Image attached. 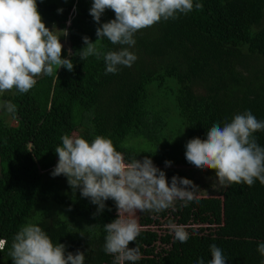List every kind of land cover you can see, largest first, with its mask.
<instances>
[{
	"label": "trees",
	"instance_id": "1",
	"mask_svg": "<svg viewBox=\"0 0 264 264\" xmlns=\"http://www.w3.org/2000/svg\"><path fill=\"white\" fill-rule=\"evenodd\" d=\"M92 2L37 0L45 25L67 29L74 55L67 56L64 47L62 58L72 59L74 69L37 77L25 94L15 89L0 93V103L17 106L14 115L0 108V240L7 241L0 264H13L8 255L12 239L26 223L41 227L54 244L66 245V253L84 252L85 264H114V257L103 251V226L117 218L114 201H106L103 213L94 218L96 205L79 190L73 193L65 176H51L62 135L76 134L89 142L98 135L110 138L126 161L149 156L168 173L167 179L175 173L195 184L196 173L215 172L186 161L190 139H206L213 124L223 126L247 111L264 120V0H194L203 7L138 31L129 49L137 60L131 67L119 66L116 74H105L103 58L80 60L75 55L85 46L82 37L97 40L99 25L89 15ZM113 19L114 12L106 10L101 23ZM60 36L63 44V33ZM99 47L107 52L122 46L104 39ZM254 136L264 147V131ZM134 140L147 141L144 146L151 149L131 147ZM176 211L178 225H195L199 213H205L215 219L208 224L218 231L213 230L214 237H199L188 229L194 235L187 242L176 240L162 250L164 257L146 255L135 264H197L201 258L208 264L213 244L222 250L225 264L264 261L257 251L264 243V185L258 180L251 187L232 184L211 199H193L187 206L177 201ZM157 239L153 232H140L129 248L138 246L141 254H152L149 246ZM160 240L170 244L169 235Z\"/></svg>",
	"mask_w": 264,
	"mask_h": 264
},
{
	"label": "clouds",
	"instance_id": "2",
	"mask_svg": "<svg viewBox=\"0 0 264 264\" xmlns=\"http://www.w3.org/2000/svg\"><path fill=\"white\" fill-rule=\"evenodd\" d=\"M202 7L194 0H93L89 15L99 25L95 31L97 40L93 43L89 37H82L85 46L75 55L78 53L80 60L103 58L105 74H116L119 66L131 67L137 60L129 49L135 45L134 35L138 31ZM106 10L113 11L115 19L101 23ZM57 11L62 13L63 9ZM70 23L71 20L67 25ZM57 32L63 33V37L68 35L67 29L46 27L37 0H0V93L15 89L25 94L41 75H57L60 68L73 71L72 59L62 58L64 45ZM104 39L122 47L105 52L99 47ZM73 55L69 50L68 56ZM0 108L13 115L17 112V106L10 101L0 103ZM260 131H264V120H258L250 111L237 114L223 126L213 124L206 139H190L185 145L186 161L196 169L213 170L215 183L221 187L241 183L251 187L257 180L264 185V147L254 136ZM60 139L62 144L54 150L58 162L51 176H65L73 193L79 190L83 198L96 205L94 218L103 213L106 201L111 199L115 203L117 218L103 226V251L114 257V264H135L141 259L138 246L129 248L141 232L139 213L161 212L177 201L187 206L199 189L191 180L179 176H173L169 184L166 173L149 156L126 161L110 138L98 135L89 142L65 134ZM171 163L165 161V166L170 167ZM168 227L175 240L187 242L189 236L184 226ZM6 245V240H0V252ZM257 251L264 257V243L258 245ZM210 252L208 264H225L219 247L211 245ZM8 255L13 264H85L84 252L66 253V245L54 244L41 227L32 223L19 228ZM197 264L205 262L201 258Z\"/></svg>",
	"mask_w": 264,
	"mask_h": 264
},
{
	"label": "rangeland",
	"instance_id": "3",
	"mask_svg": "<svg viewBox=\"0 0 264 264\" xmlns=\"http://www.w3.org/2000/svg\"><path fill=\"white\" fill-rule=\"evenodd\" d=\"M68 26V25H67ZM46 27H48L49 29H53V26L52 25H46ZM56 28V27H55ZM58 30V28H56ZM55 31V29H54ZM58 35H60L59 32H57ZM63 40V45L64 47H66L67 49V56H68V52L69 50H71L70 48V42H68L67 40V36L66 37H63L62 38ZM73 136H76V134H74ZM34 139V135L31 136V139L28 143V147H30L31 145V142L33 141ZM144 141V142H143ZM143 141H137V140H134L132 143H131V147L133 148H136L137 150H140V151H147V150H150V146L148 145H145L144 146V143H148L147 141L143 140ZM128 142V141H127ZM127 142H125V144L127 145ZM129 144V142H128ZM160 170H163L161 168H159ZM164 171V170H163ZM168 176V173L166 172V177ZM175 176V173H171L170 174V177H173ZM195 179L197 180V183H195L194 185L196 187H198L199 189H197V194L195 195V198L194 199H211L213 196H217V193L218 192H223L225 190V187H221L219 185H217L215 182V173H208L207 175H203V173L201 172H198L195 174ZM169 181H171V179H168ZM221 203V200H222V197H218ZM200 201V200H199ZM172 209H173V206H172ZM209 209V208H208ZM207 211L206 209H201V212H205ZM147 219V220H150L151 223H159V218L157 216V212L154 213V215H152L150 212H144V213H139L138 214V223L141 221L140 219ZM207 217V219L205 218ZM208 220L212 221V223L215 222V219L212 217V216H206L205 213H199V217L197 218V225H194V226H185L184 228H193V233L197 234V236L199 237H202V236H207V233L208 231H206V227L208 225V223H210ZM165 221V219L161 218V222L163 223ZM207 224V225H205ZM212 227L213 230H215V232H217L218 230V226H215V224H210ZM202 229V230H200ZM211 229V230H212ZM161 231H158L160 234H165V233H170L171 230L169 229V227H165L163 226L161 228ZM187 233H188V236L191 235L193 236L194 234L190 231H188L187 229L185 230ZM215 232H212L210 236H215ZM173 235V233H172ZM217 238H219L218 236H216ZM220 239V238H219ZM156 251H158V256L160 257H164L165 255H162V251H160V249H157ZM180 254V251L177 250V256Z\"/></svg>",
	"mask_w": 264,
	"mask_h": 264
},
{
	"label": "crops",
	"instance_id": "4",
	"mask_svg": "<svg viewBox=\"0 0 264 264\" xmlns=\"http://www.w3.org/2000/svg\"><path fill=\"white\" fill-rule=\"evenodd\" d=\"M163 169V168H161ZM164 170V169H163ZM162 170V171H163ZM177 203V202H176ZM176 203L173 205V209L172 207H169L168 209L166 210H163L161 212H157V216L159 218V223H150V224H147V225H142V217H141V221L139 222L140 226H141V232H144V231H149V232H153L155 234L158 235V239L155 240L152 245L149 246V248H153V252L152 254H141V257H145L146 255H150V256H147V257H152V256H157L158 254V251H156L157 249H160V251H162L163 249H168L171 247V243L175 242L176 240L174 239V235H172V232L170 233H165V234H160L158 231L162 232L161 231V228L163 226L167 227L168 225L170 224H177V211H176ZM152 215H154L155 211H152L150 212ZM161 218L165 219V221L162 223L161 222ZM197 225V224H195ZM207 225V224H205ZM183 226V225H182ZM186 226H194V225H186ZM211 225H207L206 227V231H208L207 235H210L212 232H213V229L212 227H210ZM185 227V226H184ZM188 230L190 228H185V230ZM193 229V228H191ZM212 229V230H211ZM202 230V229H200ZM165 235H169L170 236V244L169 245H166L164 243L161 242L160 238L162 237H165ZM163 255V254H162Z\"/></svg>",
	"mask_w": 264,
	"mask_h": 264
}]
</instances>
